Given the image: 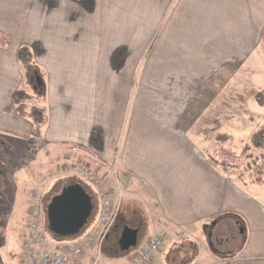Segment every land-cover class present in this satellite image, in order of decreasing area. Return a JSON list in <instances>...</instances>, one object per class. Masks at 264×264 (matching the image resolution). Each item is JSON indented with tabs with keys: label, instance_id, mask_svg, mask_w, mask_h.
Segmentation results:
<instances>
[{
	"label": "crops",
	"instance_id": "obj_1",
	"mask_svg": "<svg viewBox=\"0 0 264 264\" xmlns=\"http://www.w3.org/2000/svg\"><path fill=\"white\" fill-rule=\"evenodd\" d=\"M263 28L264 0H0V33L11 41L0 46V135L31 154L20 158L19 200L6 201L12 210L0 264H22L31 191L55 197L80 185L93 203L85 228H98L96 188L58 173L69 159L108 175L120 206L106 241L86 246L82 264H133V253L155 236L164 242L148 264H165V250L184 243L196 244V254L181 264H264L260 185L224 175L184 126L219 64L250 58ZM234 48H244L242 58ZM23 59L36 96L19 102L29 71ZM34 109L42 113L36 135ZM58 178L65 180L54 187ZM117 224L136 232L130 257L105 251ZM209 226L244 237L234 256L211 250Z\"/></svg>",
	"mask_w": 264,
	"mask_h": 264
},
{
	"label": "rangeland",
	"instance_id": "obj_2",
	"mask_svg": "<svg viewBox=\"0 0 264 264\" xmlns=\"http://www.w3.org/2000/svg\"><path fill=\"white\" fill-rule=\"evenodd\" d=\"M233 36L236 37L237 33H233ZM221 47L224 46L221 45L219 48ZM242 51H244V48H241V51L238 48H234L233 55L242 58ZM28 76L29 81L34 78L33 74H30L27 70V93L25 90H20L17 94V100L19 102H23L25 98L28 99L36 96V89H34V86L28 82ZM203 90L205 91L201 94L200 104L196 106L195 111H191L190 115H187L184 126L187 127V130H189L191 134H194L201 142V146L206 154L218 151L216 149L222 144L226 147L232 148V150L240 156L241 163L239 164V167L236 169L234 168V174L231 173L228 177L234 178L237 182L242 183V185H244V183L260 185L252 183L251 178L242 177L239 174L244 170L247 160L243 153L245 144L249 141L250 136L254 131L264 126V48L262 43L259 46V49H257L250 58H243L240 62L234 61L231 64H219L217 79H212V82L209 84L206 83ZM20 108L24 110L27 107L21 103ZM192 120H194V122L190 125ZM6 143L8 142L6 141ZM14 143L17 144V142ZM29 144L31 148L34 147L33 143L29 142L28 145ZM6 147L4 146V148L0 149V234L3 231L7 233L5 230L9 219V217L7 219V215H10L11 213L9 211L12 210V208H10L11 206L9 207L6 201L14 199V201L17 202L19 200L18 190L20 181L19 177H21V174L17 173H19L18 168L22 163L20 158L31 155H24V152L17 147ZM32 151L33 149L29 152ZM26 159L28 160V158ZM76 161H83L91 166L90 163L82 159L72 160V162ZM92 168L95 169L94 167ZM219 170L222 172L221 169ZM68 175L75 174H67L64 176ZM101 175L105 179L108 178V175ZM81 177L82 176L75 177L74 179L80 182H86L83 179L84 177ZM62 180L65 179H56L54 187H57ZM4 184L9 186L10 191L9 193L4 191L3 196ZM259 187V190H255V195H258L260 200L262 199L264 202V184ZM115 189L117 191V186H115ZM40 193L43 199V226L45 225V234L50 242H71L90 231V228L87 226L75 235L60 236L50 230L48 227L47 213L44 212V209L53 193L50 189H47L44 193L40 191ZM122 226V224H117V228L113 229L110 238L112 242L111 247L106 248L105 251L130 257L132 252L136 249V246L131 247L126 251L120 249L119 239L123 232ZM220 229L221 228H218L215 231L213 226L207 228L206 235L211 250L217 253L219 259L234 256L241 242L240 233L232 230V235H228V231H220ZM0 244H2L1 235ZM23 245L24 240L20 251L21 261ZM195 245L196 244L184 243L183 246L167 248L162 255V259L165 261V264L185 263L195 257ZM204 254L205 250L203 251V255Z\"/></svg>",
	"mask_w": 264,
	"mask_h": 264
},
{
	"label": "built area",
	"instance_id": "obj_3",
	"mask_svg": "<svg viewBox=\"0 0 264 264\" xmlns=\"http://www.w3.org/2000/svg\"><path fill=\"white\" fill-rule=\"evenodd\" d=\"M77 148L73 147V152ZM59 175L75 174L86 178L97 190L102 203L98 228L82 236L78 241L52 243L48 240L43 226V207L40 191L30 193V221L24 238L22 251L23 264H82L80 258L86 246L95 242L100 246L110 232L120 212L119 203L113 199L108 178L105 179L97 170L83 161L68 162L62 165ZM163 237L155 236L148 243L133 253V264H148L163 245ZM97 264V263H94Z\"/></svg>",
	"mask_w": 264,
	"mask_h": 264
},
{
	"label": "trees",
	"instance_id": "obj_4",
	"mask_svg": "<svg viewBox=\"0 0 264 264\" xmlns=\"http://www.w3.org/2000/svg\"><path fill=\"white\" fill-rule=\"evenodd\" d=\"M261 43L264 48V28L261 34ZM11 44L10 38L5 33H0V46L8 47ZM22 60V58H21ZM23 64H27V61L23 59ZM29 68V73H34L31 71V68L27 64ZM39 89L38 85V92L42 94L44 92V87L41 90ZM21 115L26 116V113L19 112ZM30 118H32L35 128L34 134L39 133V128L42 123V113L38 109H34L33 112L28 114ZM4 137L0 135V149L4 148V146L9 147L8 143L4 141ZM6 147V148H7ZM213 153H207L208 161L222 170L225 175H230L231 173L234 174V168H238L239 164L241 163L240 156L232 150V148L226 147L224 145H220ZM261 151V153H260ZM244 155L246 156V164L244 170L239 174L242 177H249L251 178L252 183L255 184H264V126L260 127L258 130L254 131L250 136L249 141L245 144ZM31 205V204H30ZM237 216V215H236ZM241 241H244V237H242Z\"/></svg>",
	"mask_w": 264,
	"mask_h": 264
},
{
	"label": "water",
	"instance_id": "obj_5",
	"mask_svg": "<svg viewBox=\"0 0 264 264\" xmlns=\"http://www.w3.org/2000/svg\"><path fill=\"white\" fill-rule=\"evenodd\" d=\"M93 203L80 185L64 190L48 205L46 213L48 227L60 236H72L83 230L91 216ZM60 219V220H59ZM60 222V223H59ZM63 225L66 231L57 232L56 226ZM122 251L137 245L136 232L126 227L119 240Z\"/></svg>",
	"mask_w": 264,
	"mask_h": 264
},
{
	"label": "flooded vegetation",
	"instance_id": "obj_6",
	"mask_svg": "<svg viewBox=\"0 0 264 264\" xmlns=\"http://www.w3.org/2000/svg\"><path fill=\"white\" fill-rule=\"evenodd\" d=\"M55 197H57V196H55ZM55 197H51V198L49 199V201L46 203V206H45L44 212H46L48 205L52 203V201H53V199H54ZM59 220H60V219H59ZM59 223H60V222H59ZM56 229H57V232H62V231H66V230H67V228H65L63 225L60 226V224L56 226Z\"/></svg>",
	"mask_w": 264,
	"mask_h": 264
}]
</instances>
